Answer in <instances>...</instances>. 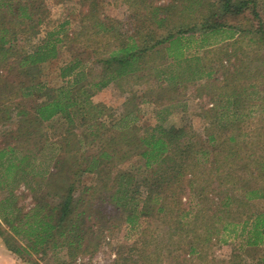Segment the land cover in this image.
<instances>
[{
	"label": "rangeland",
	"instance_id": "374dc122",
	"mask_svg": "<svg viewBox=\"0 0 264 264\" xmlns=\"http://www.w3.org/2000/svg\"><path fill=\"white\" fill-rule=\"evenodd\" d=\"M254 1L236 17L239 21L235 17L236 21L227 19L239 31L220 27L185 32L172 45L165 41L147 50L135 72L92 93L97 117L89 121L78 117L71 132L67 120L56 117L40 128L33 126L28 133L17 113L19 108L30 109L33 98L3 100L0 149L6 148L8 154L0 165L4 180L0 198L6 189H12L21 212L31 216L35 196L42 194L49 205H54L73 180L71 174L58 179L52 175L56 171L55 156L44 147L46 138L55 145L68 142L82 167L90 157L104 152L110 156L104 155L103 174L109 175L105 184L97 171H84L74 190L91 226L86 253L84 248L71 253L67 245L50 246L44 252L39 246L34 250L29 246L33 242L23 232L29 229L26 217L15 222L20 225L17 231L0 217V264H263L264 245L247 244V230L252 225L248 223L242 231L247 215L264 211V41L256 32L259 20L264 21V0ZM34 3L39 8L34 12L36 20L17 24L18 39L13 45L21 55L43 41L49 30L64 28L57 57L42 67V82L50 86L63 85L61 67L75 57L83 61L80 67L89 72L88 80L94 81L102 67L99 59L108 57L129 36L145 47L170 31L176 32L179 25L187 29L208 18L211 11L220 10L219 0ZM29 24L37 31L31 39L24 31ZM6 76L13 84L22 80L15 73ZM114 123L130 130L137 125L141 133L157 125L186 127L199 161L212 163L216 176L212 173L210 179V169L193 162L180 181L166 191L172 210L141 218L139 225L129 224L126 211L110 199L109 179L114 171H124L134 184L139 182L144 159L138 144L121 138L111 128ZM25 153L34 156L30 164H21L26 174L17 169L7 172L9 158L18 163ZM82 153L89 159H82ZM176 197L181 198L178 206ZM29 219L34 221L33 217ZM100 226L103 231L97 234ZM191 243L196 246L193 252ZM11 245L24 250L16 253Z\"/></svg>",
	"mask_w": 264,
	"mask_h": 264
},
{
	"label": "trees",
	"instance_id": "16d2710c",
	"mask_svg": "<svg viewBox=\"0 0 264 264\" xmlns=\"http://www.w3.org/2000/svg\"><path fill=\"white\" fill-rule=\"evenodd\" d=\"M22 2L23 0H0V111L4 107L3 100L13 102L16 97H21L19 99L33 98L34 104H30V109L19 108L17 113L28 133L33 131V126L40 128L46 121L56 117L65 118L69 130L75 125L78 117L83 121L97 117L93 110L98 106L90 99L92 93L95 90H101L116 78L135 72L138 67L140 68L147 50L165 41L172 45L181 40L185 32H203L220 27H231L239 31L238 26L230 25L227 19L238 17L250 7L251 3L255 4L254 0H219L220 10L211 11V19L209 16L199 24H193L187 29H184L183 25H179L176 27V32L170 31L164 38L157 39L153 44L145 47H140L135 37L129 36L108 57L99 59L102 62V67L94 81L88 80L89 72L80 67L83 61L75 57L61 67L60 75L65 80L63 85L50 86L42 82V67L47 61L57 57L58 44L64 40L65 36V34L60 36L64 28L60 26L49 30L43 41L33 49L18 55L13 45V41L18 39L17 24L25 19L35 21L34 14L39 9L37 6L35 7L34 0H29L28 3ZM32 6L35 8L34 11ZM212 17L214 18L212 19ZM236 19L239 21L238 18ZM236 19L234 20L236 21ZM32 26L29 24L25 30L22 29L28 39H31L37 32ZM256 32L259 36L258 39L264 41V21L262 19L259 20ZM9 73L17 74L22 80L20 79L18 84L9 82L8 76H6ZM124 116L121 118L125 119ZM116 123L111 128L118 131L121 138L131 139L130 143L138 144L141 147L139 155L144 159V174L139 182L136 181L134 184L131 175L124 171H114L109 179V182L112 181L110 199L113 198L116 206H121L122 211H126L125 220L129 224L139 225L141 218H148L155 213L166 214L167 211L172 210L171 204L167 202L166 191L171 189L174 183L180 181L193 162L196 165H204V170L209 168L208 176L211 173L210 179H212L214 172L211 169L214 165L212 163L205 165L199 161V156L195 153L194 142L191 136L185 132L186 127L157 125L155 128H147L141 133L137 125L133 124L134 130H130L117 127ZM47 140L48 138H46L44 147L47 146L51 150V154L55 156L53 166L56 171L52 175H56L55 179H58L65 173L71 174L73 180L60 195L55 192L59 195V200L54 205H49L43 194L35 196L33 206L30 207V210L32 209L31 216L28 212H21V208L15 204L12 189H6V193L0 198V217L15 231L20 228V225L15 222L26 217L29 229H24L23 232L33 242L29 246L34 250H38L39 246L40 250L44 252L50 246L67 245L71 253L79 252L83 248V253H86V248L89 247L86 244V239L88 240L87 235L90 233L91 226L86 223V214L81 210V199L74 194V190L77 180L84 171H97L101 177L100 182L105 184L109 175L103 174L105 172L104 155L107 157L110 154L104 152L90 157L91 161L82 167L76 162L78 160L77 152L70 147L68 142H59L58 145H55ZM115 140L116 138H113L111 142L114 143ZM7 154L6 148L0 149V165L4 164L2 159ZM82 154V159H89V156L86 157L84 153ZM33 158L34 156L32 157L30 153L23 154L18 163L9 158L5 167L6 171L17 169L26 174L27 169L21 164L25 162L28 165ZM72 158L76 160L70 161ZM216 174L214 173L215 176ZM2 176L0 175V187H3L4 183ZM41 178L40 183L44 181V177L41 176ZM210 183H212L211 180ZM178 201H181V198L176 197L175 206L179 205ZM30 217H33L34 221L29 222ZM246 218L242 231L246 229L248 223L252 225V229L247 230L249 233L247 244L251 246L264 245V211L252 213ZM99 229L95 230L97 234L103 231V229L102 231ZM2 234L3 231L0 229V235ZM84 241L86 242L84 243ZM6 242L10 243V240L7 238ZM50 242L51 244H49ZM10 249L16 253H21L24 250L23 247L14 245H11ZM190 249L192 252L196 249L194 243H191ZM262 263L264 264V258Z\"/></svg>",
	"mask_w": 264,
	"mask_h": 264
}]
</instances>
